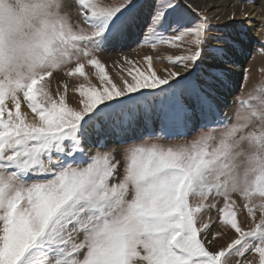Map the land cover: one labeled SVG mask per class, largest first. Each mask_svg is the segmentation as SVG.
<instances>
[{"label": "snow or ice", "instance_id": "1", "mask_svg": "<svg viewBox=\"0 0 264 264\" xmlns=\"http://www.w3.org/2000/svg\"><path fill=\"white\" fill-rule=\"evenodd\" d=\"M75 3L80 59L63 69L88 82L78 105L66 84L49 90L56 70L0 82V264H264V89L234 121L221 117L246 31L194 15L198 0ZM132 44L185 54L163 74L151 56L142 69L124 55L115 83L96 52ZM212 209L218 228L203 220ZM225 229L229 241L213 246Z\"/></svg>", "mask_w": 264, "mask_h": 264}, {"label": "rangeland", "instance_id": "2", "mask_svg": "<svg viewBox=\"0 0 264 264\" xmlns=\"http://www.w3.org/2000/svg\"><path fill=\"white\" fill-rule=\"evenodd\" d=\"M206 2L207 0L200 2L199 8L194 11L193 14L205 15L208 18L210 24L214 27H222L226 24L235 25L242 31H246L248 36L245 52L239 57L246 60V66L244 68V73H242L238 81V91L232 95L229 100L230 107L226 109L228 113L226 110L223 113L221 111V117L227 123L229 121H234V113L239 108L240 102L242 100H248L250 95L255 96L258 90L264 89V46H261V42L264 41V29L260 27L261 25H264V18H259L261 21L259 22L261 24L255 22L256 11H254V8H260L261 6L264 7V0H255L254 4L248 3L246 0H229L230 6L234 8V11H232L225 18L213 16L212 13L219 10H213L211 4L206 6ZM67 7L70 8V15L75 18L74 20L72 19L73 22L77 23L82 20V18L79 17V7L75 3V0H71L70 5ZM229 8L230 7L228 6L226 10ZM260 12H262L264 15V8L260 9ZM256 25H259V27L257 28ZM256 30H258V33H254L257 32ZM183 54H185V52L182 47L173 48L169 45H158L156 49H152L151 47L147 46L140 47L136 44H132L131 46L124 48L122 52H114L110 49L96 52V56L101 60L102 63L105 64L107 74L115 83H119L120 76L126 74V71H122L121 68L117 67V64L122 65L125 70L129 67L128 65L124 64L122 59V56L124 55L128 56L130 60L134 61L142 69L147 68V65L144 64V57L151 56L153 58L154 70L160 74H163L164 69L170 67L168 64V57L172 56L175 58L176 56ZM236 68L237 66L233 68L232 71ZM66 71L67 69L57 70L53 73L52 77L48 78L47 83L49 84V90L53 93V95L56 94L57 90L63 92L64 85L66 84L68 86L66 101L70 106H75L78 105L79 96L74 89L78 87L79 84H87L88 82L84 81L83 77L79 76L67 77L64 74ZM85 72L89 76V81L99 86V80L94 75L95 69H92L90 66L86 65ZM21 110L22 112L29 111L30 113V110L27 109V106L24 103H22ZM215 126L217 128L222 127V125ZM197 131H199V129H197ZM195 134V132L191 133L187 139L190 140ZM161 142L165 144L169 143L167 140ZM176 142H183V140H178ZM209 202H217L218 207L223 206L222 200ZM237 203L238 206L242 205V201L237 200ZM209 217H211L214 222H217L218 228V212L215 209L205 211L203 220L207 221ZM238 218L242 225L247 227L249 222L246 218V213L242 210L239 211ZM217 228H213V232H215ZM232 235L233 233L225 229L224 234L214 241L213 246L219 247L225 245ZM248 258L253 259L251 254H249Z\"/></svg>", "mask_w": 264, "mask_h": 264}, {"label": "clouds", "instance_id": "3", "mask_svg": "<svg viewBox=\"0 0 264 264\" xmlns=\"http://www.w3.org/2000/svg\"><path fill=\"white\" fill-rule=\"evenodd\" d=\"M79 35L66 0H0V82L27 81L79 60ZM44 46L52 55L37 60Z\"/></svg>", "mask_w": 264, "mask_h": 264}, {"label": "bare ground", "instance_id": "4", "mask_svg": "<svg viewBox=\"0 0 264 264\" xmlns=\"http://www.w3.org/2000/svg\"><path fill=\"white\" fill-rule=\"evenodd\" d=\"M203 0H198V3L202 2ZM211 4L212 5V8L215 9V10H219V11H214L212 13L213 16H219V17H223L225 18L226 16H228L232 11H234V8L230 6V3H229V0H207L206 2V6ZM230 7L228 10L227 7ZM262 7V6H261ZM254 8V11H256V19H255V22L261 24L259 18H264V15L262 12H260V9L264 8ZM69 9V12H70V8ZM249 9V8H248ZM72 19L74 20L75 18L73 16H71ZM260 21V22H259ZM257 28L259 27V25H256ZM255 26V27H256ZM257 32H254V33H258V30H256ZM246 60L245 59H242V58H238V64H237V68L233 70V72L235 73V76H234V79L236 81V84L234 86V89L232 90L231 94H228V93H225L224 94V101L222 103V106H221V111L222 113L230 107V98L232 95H234L235 93H237L238 91V87H239V79L242 75V73H244V68L246 66ZM70 99V98H68ZM227 111V110H226ZM228 113V111H227ZM224 117V116H223ZM225 118V117H224Z\"/></svg>", "mask_w": 264, "mask_h": 264}]
</instances>
